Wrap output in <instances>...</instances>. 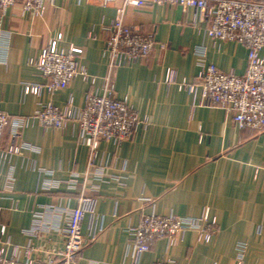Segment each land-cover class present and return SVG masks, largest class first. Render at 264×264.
I'll use <instances>...</instances> for the list:
<instances>
[{"label": "crops", "instance_id": "obj_1", "mask_svg": "<svg viewBox=\"0 0 264 264\" xmlns=\"http://www.w3.org/2000/svg\"><path fill=\"white\" fill-rule=\"evenodd\" d=\"M118 6L52 0L40 14L8 8L0 18V109L12 118L29 117L48 104L82 108L88 92L102 94L110 73L106 28ZM201 16L168 4L126 7L124 24L152 32L157 45L142 62L113 69L111 85L147 125L121 146L101 141L93 166L74 122L65 130L31 124L23 129L31 148L0 156V251L7 257L48 264L50 253L65 246V211L85 195L93 202L82 233L96 237L76 264H137L131 230L143 215L194 218L204 209L217 220L210 242L189 231L175 245L156 242L138 264H237L240 243L246 245L244 264H264V132L240 129L221 108L199 106L201 89L194 96L166 83L169 69L178 82H196L199 49L218 70L245 74L246 46L210 38ZM59 36L60 50L82 49L79 65L95 82L77 77L52 95L25 93V86L47 82L32 61ZM36 213L43 214L34 232Z\"/></svg>", "mask_w": 264, "mask_h": 264}, {"label": "built area", "instance_id": "obj_2", "mask_svg": "<svg viewBox=\"0 0 264 264\" xmlns=\"http://www.w3.org/2000/svg\"><path fill=\"white\" fill-rule=\"evenodd\" d=\"M52 0H0V18L8 8L20 5L24 11L40 14ZM104 6L117 4L114 21L106 28V53L110 60V73L102 79V94L88 92L82 108L69 103L59 109L51 104L42 106L33 116L10 117L0 109V156L3 159L18 156L24 149L31 147L23 140V129L39 123L45 129L65 130L69 122L79 126V138L90 151L89 165L95 164L101 141H111L117 146L130 140L136 130L146 126L137 112L126 100L116 97L111 85V72L115 68L136 64L146 59L157 43L154 35L140 27L124 24L127 6H147L168 4L180 6L183 10L194 8L199 11L202 23H206L207 35L215 40L238 41L248 49V68L243 76L232 72L224 73L213 64L205 61L204 50H197L200 71L196 82H178L174 70H167L166 83L177 84L180 89L188 90L196 96L201 89L199 106L221 108L230 115L240 129L250 128L264 132V0H90ZM52 40L42 54L33 60L47 79L45 84L25 86V93L39 96L45 90L50 95L67 88L77 77L84 81L95 82V78L80 67L82 49L71 46L67 52L58 48V41ZM162 50L165 44H160ZM30 147V148H29ZM98 177H102V173ZM72 186V185H71ZM93 200L82 195L79 204L65 211L63 250L52 251L48 264H76L84 247L96 237L95 232L86 238L83 224ZM48 207L47 210H53ZM52 212V211H50ZM35 214L33 231L39 230L40 217ZM217 228V220L204 209L199 217L184 218L175 214L160 216L143 215L138 225L131 230L133 255L138 261L142 254L149 252L156 242L166 241L172 246L189 231L198 234V240L210 242ZM246 245L237 246V264H244ZM0 264H20L14 257H7L0 251ZM29 264H38L30 261ZM154 264H176L172 259L157 261Z\"/></svg>", "mask_w": 264, "mask_h": 264}]
</instances>
